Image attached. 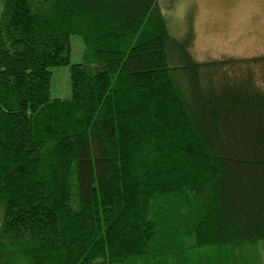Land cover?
<instances>
[{
  "label": "trees",
  "instance_id": "1",
  "mask_svg": "<svg viewBox=\"0 0 264 264\" xmlns=\"http://www.w3.org/2000/svg\"><path fill=\"white\" fill-rule=\"evenodd\" d=\"M0 1V264L264 249V54L196 59L159 0Z\"/></svg>",
  "mask_w": 264,
  "mask_h": 264
},
{
  "label": "rangeland",
  "instance_id": "2",
  "mask_svg": "<svg viewBox=\"0 0 264 264\" xmlns=\"http://www.w3.org/2000/svg\"><path fill=\"white\" fill-rule=\"evenodd\" d=\"M159 5L176 35L191 30V52L198 60L264 54V0H159ZM1 10L0 1V15ZM73 40L72 60L78 61L82 44ZM52 70V94L67 95L69 67ZM248 246L257 250L248 255L249 264H264L263 244Z\"/></svg>",
  "mask_w": 264,
  "mask_h": 264
}]
</instances>
